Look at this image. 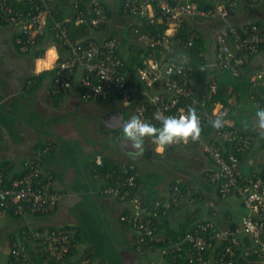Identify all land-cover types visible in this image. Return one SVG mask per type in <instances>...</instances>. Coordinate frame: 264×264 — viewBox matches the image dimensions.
Returning <instances> with one entry per match:
<instances>
[{
    "label": "built area",
    "instance_id": "2783aa9c",
    "mask_svg": "<svg viewBox=\"0 0 264 264\" xmlns=\"http://www.w3.org/2000/svg\"><path fill=\"white\" fill-rule=\"evenodd\" d=\"M16 1L18 0H0V26L17 27L18 42L22 50L37 48V38L48 32V19L52 17L50 5L53 0H29L31 5L25 12L13 7L12 2ZM199 1L209 6L200 7ZM238 1L184 0L179 4H172L170 0H124V12L139 18L143 26L157 23L166 25L162 32L142 34L147 51L136 72L144 85L142 89L134 82L126 83L123 61L115 52L116 38L96 40L92 37L91 33L109 22L102 0L73 2L74 23L87 25L89 37L72 40L61 22L55 21L51 26L50 36L60 41L66 49V55L53 63L51 91L54 94L68 91L73 86V80L78 78L82 100L104 99L111 93L120 97L123 102L136 100L135 115L153 125L160 123L157 116L185 114L191 106L197 111L201 129L212 127L210 121L217 117L222 119L223 126H227L212 127L213 134L209 138L207 135L205 142L200 136L195 141L200 142L201 151L210 160V168L206 172L209 182L220 195L233 194L241 199L245 213L240 223L236 226L217 227L209 219L201 220L191 230L167 240L162 234L155 232L158 219L156 206L149 210L134 197L131 199L135 207L133 213L120 215V220L126 224L132 223L137 231L138 251L142 244L167 240L166 247L158 248L162 259H167L164 256L169 254L173 261L185 259L188 264H236V249L242 245L241 237L248 235L252 244L244 254L255 253L264 264V240L261 239L264 233V168L249 177L243 175L241 160L236 154L243 155L249 148L250 140L227 122L230 105L213 99L218 90L212 73L226 69L237 75L243 69L246 59L264 48V28L254 22L226 25L216 36L208 59L203 58L205 60L199 71L173 54L175 45L192 46L197 38L194 33H188L183 41L176 38L183 21L191 17L202 20L221 18ZM244 1L256 3L259 0ZM262 79L264 65L254 71L250 81L257 85ZM155 88L156 92H151ZM150 141L152 142L151 139ZM190 141L193 140L174 142L168 147ZM96 160L101 163L100 158L97 157ZM23 165L27 170L16 178L7 175L9 165L0 167V213L11 211L14 215L25 216L54 211L60 194L53 187L52 172L45 169L39 161L25 162ZM135 185L136 170L133 163H130L103 192L125 199ZM181 196L182 189L177 184L169 186L168 197L174 203ZM189 201H196V196H192ZM29 236L44 244L49 258L57 264L71 261L67 254L76 239V228L72 224L42 230L31 229ZM22 250L23 246L19 242L12 241L9 244V253L14 259ZM78 264L96 263H92L90 251H85L78 256ZM148 264L164 263L151 260Z\"/></svg>",
    "mask_w": 264,
    "mask_h": 264
},
{
    "label": "crops",
    "instance_id": "0c3cea01",
    "mask_svg": "<svg viewBox=\"0 0 264 264\" xmlns=\"http://www.w3.org/2000/svg\"><path fill=\"white\" fill-rule=\"evenodd\" d=\"M73 2L74 0H71L72 6ZM102 2L107 9L109 22L103 29L96 31L97 36L103 38L112 34L115 38L117 37L118 50L125 59L133 51H139L140 56L143 55L146 46L142 35V21L124 12V0H102ZM256 20L260 21L264 28V0L256 3L239 0L237 5L230 8L221 18L202 20L191 17L185 22L188 33L194 32L196 39L200 37L207 47L206 52L198 54L201 62H204L208 59L216 36L226 25H239ZM18 35L17 27L0 26V162H13L15 168L21 170L25 162L39 161L45 169L52 172L53 187L60 194V199L56 210L47 215L15 217L8 212L0 213V264H6L9 258V238L12 235L20 240L27 229L74 225L79 222L83 211L88 212L94 206L105 227L111 232L124 264H148L151 260L167 263L166 259L163 260L160 257L158 248L138 251L136 249L137 232L134 234L118 221V216L125 208L129 209L131 214L135 207L131 201H126L127 197L118 199L103 192L106 189L103 186L108 183L99 178L96 173V165L102 167L103 158L117 164L121 170L133 162L136 177L139 178V184L135 185L138 191L134 197L144 205L145 199L141 197L147 194V190L151 187L153 191L151 190L150 194L152 193L155 202L162 200L168 204L169 186L173 184L172 181H195L194 185L200 192L198 201L186 205L194 219L213 218L218 227L231 224L236 226L240 223L245 213L241 199L233 194L219 197L215 192L216 187L212 188L206 183V172L210 168V160L201 151L200 142L190 141L167 149L163 154H157L153 150V142L145 137L141 154L129 152V142L126 145L121 143L120 132H122L123 124L135 115L136 100L121 102L116 96L110 95L101 100L84 101L80 98L81 89L78 78L73 80V86L68 91L55 97L51 91L52 74L44 78L35 90L30 91V87L35 82L28 80V77L43 70L52 69L58 53L55 42L48 38L47 43L50 41L51 43L43 57L33 58L25 53L26 50H22ZM14 43L20 45L19 50H16ZM178 47L175 45L173 54L178 53ZM50 49L54 52L51 63L45 61L47 51ZM204 57L206 58L203 59ZM186 59L189 60V57ZM200 65L201 63L196 67ZM261 65H264V48L246 63L242 70L245 78H251L254 71ZM228 90L231 91L230 86ZM151 92H156V88ZM228 103L233 114L227 118V122L234 126L233 128H236L234 125L236 118L244 120L248 114L252 117L250 122L245 121L242 126L246 131L244 136L250 140V145L240 163L243 175L249 177L264 168V136L259 135L256 115L252 111L253 104L245 95L243 96V93L241 94V89L233 90ZM26 113L31 115L33 120L24 116ZM114 113L118 115V119L114 118L116 117ZM212 134L211 130L208 138ZM56 135L66 141V144L61 146L51 144L56 142ZM200 137L204 142L208 139L201 132ZM108 144L115 145V150L111 152L102 148ZM49 145L52 146L49 147ZM254 146L260 148L258 153L252 152ZM150 150L152 154L146 156V151ZM44 154H46V160L42 162ZM193 154L203 165L195 174L184 168L186 164L184 162ZM97 157L100 158V164L96 160ZM143 162H157L161 166L146 168L140 165ZM167 162H181V169L168 167ZM164 170H167L169 174ZM186 173L190 175L183 180L182 177ZM112 174L107 176L112 178L114 177ZM118 174L121 172L115 176ZM146 207L149 208V206ZM149 210L153 209L149 208ZM140 215L142 216V213ZM169 230V228L164 229V231ZM261 239L264 240L262 237ZM241 243L239 253L245 257L256 256L258 260L255 264H262L255 253L244 254V251L252 244L248 235L241 237ZM78 256L73 255L70 259L75 260ZM130 257H133L132 261Z\"/></svg>",
    "mask_w": 264,
    "mask_h": 264
},
{
    "label": "trees",
    "instance_id": "16d2710c",
    "mask_svg": "<svg viewBox=\"0 0 264 264\" xmlns=\"http://www.w3.org/2000/svg\"><path fill=\"white\" fill-rule=\"evenodd\" d=\"M183 1L184 0H170L172 4H179ZM12 5L18 10L25 12V10L29 9L31 5V1L18 0L16 2H12ZM198 5L200 7L209 6V5H205L201 1H199ZM50 7L52 9V17L48 19L47 34L43 37L37 38L36 40V45L38 46L37 48L29 47L28 49H26L25 53L31 55L33 58H41L43 57L46 48L52 41L53 43L55 42L54 44L57 49V53H58L57 61H60L61 58L66 55V52H65L66 49H65V46H63L60 41L55 40L54 38L50 36L52 32L51 26H53L55 21H59L63 25L66 26L67 35L72 40H76L80 38H87L89 37L90 32H89L87 25L74 23L75 11L71 4V0H53V3L50 5ZM252 22L258 25H261L260 21L256 20ZM105 26L106 25H101L100 28H98L97 30L103 29ZM186 26H187L186 22L183 21L182 29L178 32L176 36V38L179 41H183L189 32L187 31ZM142 28H143V33H157V32H162L166 28V25L157 23L151 26L144 25ZM97 30H95V32L91 34L94 39L96 38V40H99L101 38L97 36V32H98ZM48 38L51 39L50 43H47ZM103 38L109 39V38H115V36L110 34ZM14 46L16 50H19V46H20L19 44L14 43ZM178 46H179L177 48L178 53L175 56H177V58L181 60L188 62L195 69H197V71H199L203 62H201V57H199L198 54L200 52H205L207 50V47H205L202 39H200V37L196 39L192 46H186V47H183L182 45L181 47L180 45ZM146 51L147 50H144L145 53L141 56H140L139 51H133V53H129V55L127 56L128 58L125 59L120 55V52L118 50V43L115 49L116 55L123 61V70L127 78L126 83L134 82L138 85L140 89L144 88V85L143 83L139 81V78L136 72H137V68L142 63V60H143L144 55L146 54ZM188 57H189V60L186 59ZM248 60L249 59H246V62L242 68L245 67ZM200 63L201 65L199 67H196ZM207 70L208 69H206V72ZM242 70L237 75L232 74L229 70H226V69H219L217 70V72L212 71L216 79L217 90H218L217 94L213 96V99L216 101H220L221 103L225 105H229L228 98L232 96L233 90L239 91V89H241V94L243 93V96L245 95V97L251 100L253 104L252 111L254 114H256V110L258 108H264V79H262L259 84L254 85L253 83H251L249 77L245 78V76L243 75L244 71L242 72ZM52 73H53V69H47V70H43L37 74H33L30 77H28V80L35 82V84H33V86L30 87V91L35 90L43 82L44 78L51 75ZM229 86H230L231 91L228 90ZM60 94L61 93L54 94L53 96L58 97ZM110 95L116 96L113 93L109 94V96ZM117 100L123 102L120 99V97H117ZM231 114H233L232 109L229 112V116H231ZM251 120H252V117H250L249 114L247 117L245 116L244 120L239 117L236 118L234 125L237 129L236 128L234 129L239 131L241 134L246 135V131L243 130L244 128H242V126L245 121L250 122ZM223 127L227 128L226 125H224ZM211 130H213L212 127L207 126L204 129H201V133L206 137ZM56 138H57L56 142H51V144H54V145L59 144V146L66 144V141H64L61 137L56 135ZM51 146L52 145H49V147ZM170 148L172 147H167L166 150ZM151 154H152V150L146 151V156H150ZM236 156L240 160H242L244 157V154L240 155L239 153H237ZM42 158H43L42 162H45L46 154H44ZM102 162H103L102 167H99V165H96V173L99 178L107 181L106 183L108 184L103 186L105 188L109 184H113V182L115 181V175L121 172L122 170L117 164H114L105 158L102 159ZM130 163H133V162H130ZM6 165H9L6 173L7 175H11L12 178L22 176L24 172L27 170L25 166H23L21 170H17L15 168V164L10 161L0 162V167H4ZM134 170H136L135 167H134ZM110 173H113L112 175L114 177L111 178L110 176H107ZM138 181H139V178L136 177V186L137 184H139ZM172 183L177 184L182 189V196L178 198L177 200L178 202L176 203H174L171 199L169 200L168 204H166V201L164 202L162 200H159L156 203L155 199L152 198V193L150 194V192L153 191L152 190L153 187H151V189L149 188L147 190L148 193L141 197L142 199H145V203H146L145 205L149 206L150 209H154V207L156 206L155 210L158 213V219L155 224V232L156 233L162 232L164 234L162 235L167 240L176 238L177 236L181 235L185 231L191 230L192 227L198 221H201V220L194 219L193 216H191V212L189 211V208L186 206L188 204L194 203V202L192 203L189 201L192 196H196V200L199 197L200 192L197 190V188L194 185L195 181H191V182L172 181ZM206 183L210 187L212 188L214 187V185L210 183L208 179ZM137 191H138L137 187L132 188V191L130 195L127 196L126 201L127 202L131 201V199L134 198L135 193H137ZM215 192L217 193L219 197L221 196L216 190ZM117 198L119 199V197ZM93 210L94 208L92 209L90 208L88 212L83 211V213L81 214L82 216H80L79 222L73 225L76 228V239H75L73 247L70 249L67 256L68 257L69 256L71 257L73 255L81 256L83 252L90 251L92 263L94 262L96 264H124V261L120 255V252L118 250V247L116 245V242L111 232L105 227V224L102 218L99 217V215ZM54 211H51L49 213H53ZM90 211L93 214H91ZM7 212L8 214H11L15 217H22V216L14 215L11 211H7ZM49 213H44V214L36 213L34 215H47ZM121 215H130L129 209L125 208ZM209 220L213 221L214 224L218 227L217 223H215V220L213 218H209ZM118 221L123 226L128 228V230H132L134 234L135 232H137L135 228H133V226L131 225L132 223L126 224V222L120 220V215L118 216ZM68 225L69 224H64L63 226L65 227ZM230 226H235V225L231 224ZM44 228L45 227H39L37 229L42 230ZM48 228H55V227H48ZM165 228H169L170 230L164 231ZM29 232H30V229H27L25 233L23 234V236L20 237V240L17 239L14 235H12L9 238L10 239L9 244L12 241L19 242L23 246V250L19 253V255H17V257H15V259L10 253H8L9 258L6 264H57L53 259L49 258L46 246L42 244L40 241L34 240L32 237H30ZM262 238L264 239V235L262 236ZM167 240L159 242V243L152 242L151 244H148V245L142 244L141 249L142 251H145V250H150V249L156 250V248H160V247L164 248L167 246ZM164 258H167L166 259L167 263H165L164 261H160L164 264H188L185 259L184 260L178 259L177 261H173L172 256L169 254L164 256ZM236 260H237L236 264H255L256 260L258 259L256 258V256L245 257L239 253V249H236ZM67 264H78V257L75 260L68 261Z\"/></svg>",
    "mask_w": 264,
    "mask_h": 264
},
{
    "label": "clouds",
    "instance_id": "9594fccd",
    "mask_svg": "<svg viewBox=\"0 0 264 264\" xmlns=\"http://www.w3.org/2000/svg\"><path fill=\"white\" fill-rule=\"evenodd\" d=\"M255 115L256 126L260 130L259 135L264 136V108H258ZM156 119L160 122L159 126L141 120L137 115L132 116L123 124L124 138L129 142L135 154L142 153L145 137L152 140L154 152L163 154L166 148L174 142H187L189 139L195 141L200 136V119L196 109L191 106L185 114L160 115ZM210 123L214 128L223 126V121L219 117L212 119Z\"/></svg>",
    "mask_w": 264,
    "mask_h": 264
},
{
    "label": "rangeland",
    "instance_id": "374dc122",
    "mask_svg": "<svg viewBox=\"0 0 264 264\" xmlns=\"http://www.w3.org/2000/svg\"><path fill=\"white\" fill-rule=\"evenodd\" d=\"M1 46V45H0ZM53 58H54V52H53V50L52 49H50V50H48L47 51V55H46V59H45V61L46 62H49V63H51V61L53 60ZM24 116H26L28 119H31V120H33V118L31 117V115H29V114H24ZM73 146V145H72ZM103 149H105V150H109V151H114L115 150V145H112V144H108V145H105V146H103L102 147ZM259 150H260V148L259 147H255L254 146V149H252V152L253 153H258L259 152ZM161 156V155H160ZM176 159V158H175ZM179 159H181V158H179ZM184 163H186V164H184L185 165V170H187L188 172H190V171H192V172H190V173H192V174H195V173H198L199 171L198 170H200L202 167H203V165L200 163V161H199V159L198 158H196L195 157V155L193 154V155H191V157H189L188 159H187V161H185ZM142 167L144 166V167H160L161 166V164H159V163H157V162H151V163H149V162H143V163H141L140 164ZM167 165H168V167H172V168H177V169H181L180 167H181V162H175V163H170V162H167ZM183 165V166H184ZM164 171H166V173H167V170H164ZM190 173L189 174H184V176L182 177V179L184 180V178H187L189 175H190ZM167 174H169V173H167ZM83 208V207H82ZM94 208V212H96V206H94L93 207ZM131 261L133 260V257L131 258H129ZM135 260V259H134ZM128 263H129V261H128Z\"/></svg>",
    "mask_w": 264,
    "mask_h": 264
},
{
    "label": "water",
    "instance_id": "95a60500",
    "mask_svg": "<svg viewBox=\"0 0 264 264\" xmlns=\"http://www.w3.org/2000/svg\"><path fill=\"white\" fill-rule=\"evenodd\" d=\"M115 114V113H114ZM114 114H112V116L114 115ZM116 118L118 119V115L116 114ZM121 118H122V116H121ZM124 137V135H123V132H120V141H121V143L122 144H124V145H126V143L128 142L125 138H123ZM142 147H144V145L142 146ZM126 148H128V147H126ZM128 151L129 152H134V150L131 148V147H129V149H128Z\"/></svg>",
    "mask_w": 264,
    "mask_h": 264
},
{
    "label": "flooded vegetation",
    "instance_id": "af4514ba",
    "mask_svg": "<svg viewBox=\"0 0 264 264\" xmlns=\"http://www.w3.org/2000/svg\"><path fill=\"white\" fill-rule=\"evenodd\" d=\"M115 112V111H114ZM115 116H116V114H115ZM114 118H116V117H114ZM117 119V118H116Z\"/></svg>",
    "mask_w": 264,
    "mask_h": 264
}]
</instances>
